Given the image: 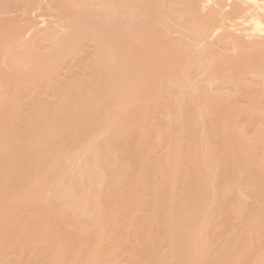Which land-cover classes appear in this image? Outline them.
Returning a JSON list of instances; mask_svg holds the SVG:
<instances>
[{
  "label": "bare ground",
  "instance_id": "obj_1",
  "mask_svg": "<svg viewBox=\"0 0 264 264\" xmlns=\"http://www.w3.org/2000/svg\"><path fill=\"white\" fill-rule=\"evenodd\" d=\"M0 264H264V0H0Z\"/></svg>",
  "mask_w": 264,
  "mask_h": 264
}]
</instances>
